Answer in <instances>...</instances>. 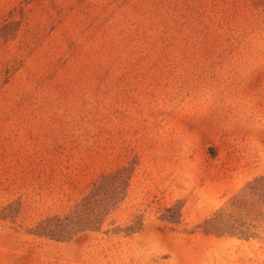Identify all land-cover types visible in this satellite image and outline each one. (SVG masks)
Instances as JSON below:
<instances>
[{"label":"rangeland","instance_id":"374dc122","mask_svg":"<svg viewBox=\"0 0 264 264\" xmlns=\"http://www.w3.org/2000/svg\"><path fill=\"white\" fill-rule=\"evenodd\" d=\"M0 264H264V0H0Z\"/></svg>","mask_w":264,"mask_h":264}]
</instances>
